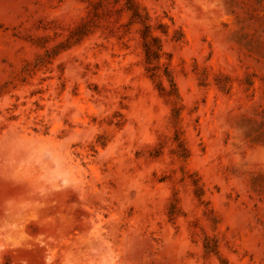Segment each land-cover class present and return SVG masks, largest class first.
<instances>
[{"label": "rangeland", "instance_id": "rangeland-1", "mask_svg": "<svg viewBox=\"0 0 264 264\" xmlns=\"http://www.w3.org/2000/svg\"><path fill=\"white\" fill-rule=\"evenodd\" d=\"M0 264H264V0H0Z\"/></svg>", "mask_w": 264, "mask_h": 264}]
</instances>
